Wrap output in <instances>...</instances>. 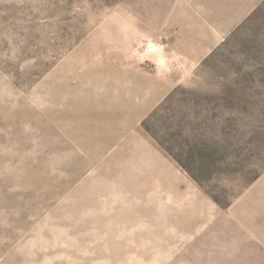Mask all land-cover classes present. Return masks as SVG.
Listing matches in <instances>:
<instances>
[{"label": "rangeland", "instance_id": "obj_1", "mask_svg": "<svg viewBox=\"0 0 264 264\" xmlns=\"http://www.w3.org/2000/svg\"><path fill=\"white\" fill-rule=\"evenodd\" d=\"M200 11L0 0V264H264V4L156 106Z\"/></svg>", "mask_w": 264, "mask_h": 264}, {"label": "crops", "instance_id": "obj_2", "mask_svg": "<svg viewBox=\"0 0 264 264\" xmlns=\"http://www.w3.org/2000/svg\"><path fill=\"white\" fill-rule=\"evenodd\" d=\"M263 2L264 0H200L199 13H186L189 17L185 18L186 22L179 28V80L171 86L168 85L171 83L162 82L155 88V95L160 96L156 106L178 85L191 83L195 71L204 60ZM252 202L254 207H261L263 204L262 201Z\"/></svg>", "mask_w": 264, "mask_h": 264}, {"label": "trees", "instance_id": "obj_3", "mask_svg": "<svg viewBox=\"0 0 264 264\" xmlns=\"http://www.w3.org/2000/svg\"><path fill=\"white\" fill-rule=\"evenodd\" d=\"M264 4V2L245 20L247 21L248 19H250L254 14H256V12H258V10L262 7V5ZM212 55V54H211ZM209 55L203 62V64L206 63V61L208 60V58L211 56ZM181 87H179L180 89ZM178 91V88L175 89L174 91H172L167 97L166 99L159 105V107L157 109H159L160 107L164 106L173 96L174 94H176V92ZM157 109L155 111H157ZM154 111V112H155ZM153 112V113H154ZM152 113V114H153ZM151 114V115H152ZM147 124H148V119H146L145 121H143V127L148 131V127H147ZM162 146V144H160ZM163 147V146H162ZM164 148V147H163ZM166 150V148H164ZM168 152V150H166ZM171 154V153H170ZM171 156L174 158V159H177V161L179 162V157L174 155V154H171Z\"/></svg>", "mask_w": 264, "mask_h": 264}]
</instances>
